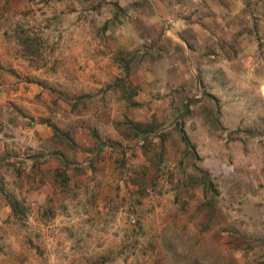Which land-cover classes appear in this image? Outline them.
<instances>
[{"label":"rangeland","instance_id":"rangeland-1","mask_svg":"<svg viewBox=\"0 0 264 264\" xmlns=\"http://www.w3.org/2000/svg\"><path fill=\"white\" fill-rule=\"evenodd\" d=\"M159 1L0 0V264H264V0L229 77L161 64Z\"/></svg>","mask_w":264,"mask_h":264},{"label":"crops","instance_id":"crops-1","mask_svg":"<svg viewBox=\"0 0 264 264\" xmlns=\"http://www.w3.org/2000/svg\"><path fill=\"white\" fill-rule=\"evenodd\" d=\"M205 1L207 8L204 7L203 0H189L190 11L185 10L186 1L176 6H168L167 3L159 1L160 12L158 11V16L156 15L154 20L156 27L160 20L163 32L157 30L154 37L146 39L143 43L146 42L145 46L152 50L158 49L160 62L164 65L169 60V57H166L169 50L178 51L182 61L183 49L189 46L192 60H196L197 66H206L208 75L221 73L222 76L229 77L231 64H239L247 52L244 43L246 32L241 23L245 14L231 12L235 3L233 0H222L217 2L218 6L213 0ZM208 5L216 7L218 11L212 12ZM154 7L158 8L156 5ZM151 9L153 11L154 8L151 6ZM250 48L253 50L254 44H251ZM261 48L264 51V48ZM248 62L251 64L249 68L246 71L239 70L238 75L255 77L254 82L249 80L248 83L253 87H261L264 85V77L256 74L257 71H264V59L256 61V57L251 56ZM218 68L222 71H218ZM254 94L255 98L259 99L262 93L256 90Z\"/></svg>","mask_w":264,"mask_h":264}]
</instances>
